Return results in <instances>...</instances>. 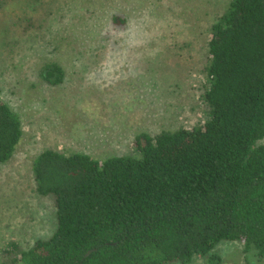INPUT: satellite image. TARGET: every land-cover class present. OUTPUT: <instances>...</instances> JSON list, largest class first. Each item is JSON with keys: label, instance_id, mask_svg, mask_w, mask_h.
<instances>
[{"label": "trees", "instance_id": "obj_1", "mask_svg": "<svg viewBox=\"0 0 264 264\" xmlns=\"http://www.w3.org/2000/svg\"><path fill=\"white\" fill-rule=\"evenodd\" d=\"M11 2L0 0V42L13 35L9 43H24L18 54L31 67L40 62L50 86L65 81L63 49L73 42L74 58L113 49L132 71L136 48L140 70L158 42L178 44L162 23L169 16L162 0ZM220 9L202 29L204 108L194 124L140 130L132 152L103 159L40 151L34 191L51 197L55 229L25 249L11 242L0 264H214L217 255L206 256L221 241L264 257V0H226ZM19 20L26 25L15 36ZM21 136L19 115L0 97V163Z\"/></svg>", "mask_w": 264, "mask_h": 264}, {"label": "rangeland", "instance_id": "obj_2", "mask_svg": "<svg viewBox=\"0 0 264 264\" xmlns=\"http://www.w3.org/2000/svg\"><path fill=\"white\" fill-rule=\"evenodd\" d=\"M225 1L162 0L161 9L168 8L169 14L162 23H170L178 44H155L145 69L138 70L141 48L131 60L133 72L113 49H105L103 57L85 51L74 58L71 49L79 44L71 43L63 49L66 78L58 86L41 81V63L31 67L30 57L23 55L27 46L15 39L9 43L6 37L13 35L5 36L6 43L0 42V97L19 115L22 136L12 156L0 163V257L11 242L25 249L55 229L51 197L34 191L32 161L40 151H84L103 159L132 152V136L140 130L194 124L204 108L199 98L205 62L202 29ZM99 14L103 15L102 9ZM19 22L16 30L11 27L15 36L26 25ZM185 38L188 46L182 42ZM212 254L219 258L214 264H264V257L243 253L235 242H219L206 257ZM191 264L209 263L196 258Z\"/></svg>", "mask_w": 264, "mask_h": 264}, {"label": "water", "instance_id": "obj_3", "mask_svg": "<svg viewBox=\"0 0 264 264\" xmlns=\"http://www.w3.org/2000/svg\"><path fill=\"white\" fill-rule=\"evenodd\" d=\"M90 251H88L87 253H89Z\"/></svg>", "mask_w": 264, "mask_h": 264}]
</instances>
